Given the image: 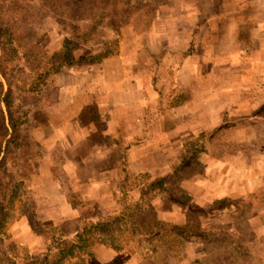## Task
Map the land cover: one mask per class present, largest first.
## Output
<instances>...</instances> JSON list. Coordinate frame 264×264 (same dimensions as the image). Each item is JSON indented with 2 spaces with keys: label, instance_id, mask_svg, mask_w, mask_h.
I'll list each match as a JSON object with an SVG mask.
<instances>
[{
  "label": "rangeland",
  "instance_id": "obj_1",
  "mask_svg": "<svg viewBox=\"0 0 264 264\" xmlns=\"http://www.w3.org/2000/svg\"><path fill=\"white\" fill-rule=\"evenodd\" d=\"M91 1L0 0V32L7 38L12 28L38 18L31 31L42 39L47 65L73 30L89 26L93 16H102L96 37L75 53L100 52L116 35L112 20L105 16L108 9ZM121 1L144 12L138 25L131 20L123 26L118 53L111 55L122 57L126 73L133 74L142 88L146 114L136 132L143 137L129 136L134 129H121L116 146L100 143L109 113L96 101L84 105V96L79 98L77 90L84 89L91 74L88 87L95 85L96 64L105 59L64 66L39 84L31 97H22L23 106L43 110L48 119L32 131L24 146L33 168L24 178L13 217L4 229L1 255L7 262L22 264L56 253L55 247L71 238L65 234L72 226L66 225L63 236L56 228L78 215L67 190L76 191L90 207L96 202L103 212L117 214L125 204L137 201L145 184L164 177L181 161L187 143L204 141L205 150L188 161L190 169L181 182L194 206L189 229L196 233L189 243L180 244L178 254L164 259L163 253L158 262L264 264V207L249 218L246 209L244 214L241 211L247 207L244 202L261 189L264 202V151L254 144L257 130L245 123L252 117L264 122V41H260L264 0ZM236 28L239 46L233 49ZM11 48L15 69L22 67L17 45L12 43ZM81 106L85 107L80 110ZM241 121L244 125H234ZM223 123L232 126L210 145L209 131ZM137 140L145 143L130 154ZM122 184L127 194L123 195ZM165 193L160 190L145 198L161 221L185 225L188 215L165 204ZM29 216H34L35 225ZM42 226L46 236L38 232ZM132 250L96 244L84 258L66 264H139L143 254Z\"/></svg>",
  "mask_w": 264,
  "mask_h": 264
},
{
  "label": "trees",
  "instance_id": "obj_2",
  "mask_svg": "<svg viewBox=\"0 0 264 264\" xmlns=\"http://www.w3.org/2000/svg\"><path fill=\"white\" fill-rule=\"evenodd\" d=\"M94 2L108 9L105 16L112 20L116 35L106 48L94 54L75 52L96 37L98 27L103 21L102 16H93L89 26L73 30L71 36L65 39L62 50L52 55L47 65L43 61L45 48L42 39L31 31L38 18L20 28H12L7 38L0 32V248L4 244V229L12 219L17 199L21 195L24 178L33 168L30 158L24 153V146L30 140L32 131L48 119L43 110L30 104L23 106L21 98L26 95L31 97V93L37 90L39 84H44L49 75L59 72L64 66L99 63L117 54L118 37L123 26L132 22L131 20L138 25L144 14L138 5H124L121 0ZM94 2L90 3L95 5ZM12 43L17 45L20 60L23 61V66L16 69ZM249 119L245 123L250 122L259 136L254 144L264 151V128L260 125V122H264L257 117ZM242 123L243 121L234 125ZM229 126L232 124L226 126L223 123L210 130V145L218 140ZM205 146L204 141L187 143L181 161L174 164L164 177L145 184V191L137 201L125 204L117 214L110 213L108 209L103 212V206L96 202L90 207L88 202L80 200L76 191L67 190V199L77 209L78 215L60 224L56 230L61 231L63 236L66 225L72 226L65 234L71 238L61 241L55 247L56 253L47 254L43 260L32 257L24 260L22 264H66L72 258H84L96 244L110 246L116 250H137L143 254L139 264H159L158 257L163 253L164 259L174 257L179 253L180 244L189 243L191 235L196 233L189 229L194 206L181 182L190 169L188 161L198 151H204ZM234 148L237 150L240 146ZM139 185L137 184V187ZM124 187L125 184H122L123 195L127 194ZM160 190L166 192L165 204L175 205L186 212L188 216L185 225L166 223L158 218L154 206L145 197ZM262 190L244 202L247 207L241 211L246 217L257 215V209L264 207V202L259 196ZM253 208L256 210L252 213ZM29 217L35 225L34 216ZM37 229L40 235H47L43 226ZM2 255L0 253V264H18L15 261L7 262Z\"/></svg>",
  "mask_w": 264,
  "mask_h": 264
},
{
  "label": "crops",
  "instance_id": "obj_3",
  "mask_svg": "<svg viewBox=\"0 0 264 264\" xmlns=\"http://www.w3.org/2000/svg\"><path fill=\"white\" fill-rule=\"evenodd\" d=\"M261 31L262 30H260V32ZM227 35L224 36L223 40L227 38ZM233 36L235 37V40L233 42V49H235L239 46L237 44V41H239V29L236 28L233 30ZM260 38V41L262 43L264 41V34H261ZM261 45L264 47V43ZM121 58V56H111L105 58V60L101 64H96V66L99 65V73L95 74L96 78L95 80H93L95 82V85L91 87L90 84V86L88 87V82L92 80L91 77H94V75L91 74V76L89 75L85 79V82H87V84L83 86L84 89L79 88L77 90L79 98L84 96L83 98H81L85 100L84 105H88L89 103H91V101H96L99 105L104 108L105 113H109V116L107 115V117H109V120H107L104 138L100 141V143L102 144L108 142L112 146H116V138H118L117 135L119 134L121 129H123L124 131L126 129L128 132L131 129H134L135 132L130 133L129 136H132L135 133V137H143L141 135H138L139 132H136V129L138 128V123H140L141 121L142 122L140 126H142L144 116L146 114V104L142 95V88L137 78L134 77L133 74L126 73V68ZM224 63H228V61H225ZM77 80H79V78H77ZM91 89L93 92H90V94L88 93V91H91ZM88 95H90V97H87L86 99V96ZM114 97L118 102L114 99ZM83 107L81 106L80 110ZM112 107H114L115 109H110ZM109 109L110 112L106 111ZM124 111L129 113L125 115ZM149 131L147 130L146 124L145 134L148 135ZM144 143L145 141L143 140H137V142H135L136 145L129 149L130 154L135 147H140ZM135 162L140 163V161Z\"/></svg>",
  "mask_w": 264,
  "mask_h": 264
}]
</instances>
